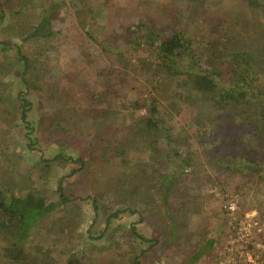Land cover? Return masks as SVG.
<instances>
[{
	"label": "rangeland",
	"instance_id": "rangeland-1",
	"mask_svg": "<svg viewBox=\"0 0 264 264\" xmlns=\"http://www.w3.org/2000/svg\"><path fill=\"white\" fill-rule=\"evenodd\" d=\"M157 1L160 5L152 0H108L91 29L104 39L108 30L104 33L101 25L108 24L110 29L113 21L126 24L150 18L167 27L168 32L183 30L202 41L203 25L215 27L219 18L220 24L225 20L221 27L225 29L226 24L232 45L253 51L255 62L260 66L264 63V14L251 13L241 4L242 0ZM89 4L90 0L68 1L55 19V27L61 32L44 45L43 74L51 72L49 83L41 81L40 94L33 89L29 94L33 102L30 119L35 128L32 137L36 140L32 150L28 148L29 139L22 125L9 113L0 114V141H4L0 153V188L10 197L36 193L56 206L36 224L26 241L27 260H2L0 264H65L72 254H77L82 264H135L137 255L141 256L142 264H222L225 260L230 264H246L243 259L238 262L240 252L245 250L253 251L257 264H264V183H260L255 172L230 173L209 162V155H223L234 149L228 142L230 137L255 130L248 123L224 125L221 118L232 115V111L198 112L205 126L209 120H217L207 128H199L193 120L198 110L181 102L165 104L162 114H166L165 120L179 139V149L189 155L193 164L170 192L168 213L161 199L144 204L134 202L135 198L125 205H131L134 213L126 211L108 220L113 212L125 206L117 204L112 193L122 167L118 159L103 160V148L123 143L128 126L137 119L127 112V106L136 101L146 103L149 94L145 87L129 93L125 89L117 98L118 106L110 107L96 104L86 91L97 74L93 61L100 58L84 39L89 25L85 6ZM185 8L192 16H187ZM22 37L11 26L10 19L0 28V41L19 44L30 54L32 47L24 44ZM211 37L217 44L218 35ZM140 66L149 68L144 62ZM22 73L15 49L0 44L1 97H16L23 85ZM139 78L143 79L140 74ZM86 84L89 86L83 91L81 86ZM151 137L148 131L137 136L142 143ZM144 146L145 149L128 153L135 163L130 166L132 177L126 188L137 196V182H142L137 176L143 169L152 180L145 179L142 183L161 194L163 182L153 178L152 173L157 176L177 170L179 163H170L164 157V164H156L147 159L148 147ZM59 155L70 160H55ZM143 161H148L149 166ZM60 180L69 197L64 203L58 192ZM231 200L237 205L228 213L224 206ZM247 215L255 216L259 227L252 229V240L248 243L234 244L238 223ZM6 239V231L0 227V248L7 243Z\"/></svg>",
	"mask_w": 264,
	"mask_h": 264
},
{
	"label": "trees",
	"instance_id": "trees-1",
	"mask_svg": "<svg viewBox=\"0 0 264 264\" xmlns=\"http://www.w3.org/2000/svg\"><path fill=\"white\" fill-rule=\"evenodd\" d=\"M68 1L71 0H0V28L7 19H10L11 26L23 36V43L32 47L31 53L26 54L21 45L0 41V44L7 49H15L16 57L23 67L21 76L23 85L18 88L16 97L0 96V114L9 113L16 123L22 125L29 139L30 150L34 148L36 140L32 137L35 128L30 119L33 102L29 94L32 89L39 90L38 94H40L41 81L49 83L47 79L51 71L47 70L48 72L44 75L42 70L43 50L45 43L47 44L61 32L60 28L55 27L57 25L55 19ZM107 1L90 0V4L85 6L86 10L88 8L89 25L84 33V39L89 41L88 46H93L97 57L100 58L93 61L97 64V74L92 80L93 84L90 86L86 84L81 88L85 91V88L89 86L86 91L94 102L110 107L118 106L117 98L125 89L129 93L136 88L145 87L149 94L146 103L136 101L132 103L134 106L132 104L127 106V112L137 119L128 126L123 143L103 148L105 151L103 160L118 159L122 167L119 181L112 191L117 197V204L125 206L131 204L130 201L135 198L134 202L152 204L154 200L161 199L165 201L164 205L168 213L167 198L170 192L177 188L180 178L193 164L189 155L183 154L181 152L183 150L179 149V139L174 135L169 121L165 120L166 114H162L166 109L165 104L170 103L181 102L190 109L198 110L193 120L199 128H207L210 123L217 122L210 118L209 124L204 125L206 122L199 117L198 112L201 114L207 110L211 114L232 111V115H224L225 117L221 118L224 125L239 126L244 123L252 125L254 131L243 132L236 138L228 139V142L233 144V150L223 155H209V162L214 163L216 167H224L230 173L255 172L260 183H264V63L261 67L255 62L257 58L253 51L232 45L226 24L225 29L222 28L225 20H222L220 24L219 18L215 27L203 25L205 29L204 35H201L202 41L197 40V35L183 30L168 32L167 27L155 23L150 18L126 24L113 21L109 25L110 29L108 24L101 25L99 26L101 30L104 33L105 30L108 32L105 33L104 39H100L91 27L96 23ZM186 1L193 3L196 0ZM152 2L160 5L157 0ZM241 4L253 14H264V0H242ZM183 11L188 14V17L192 16L188 8ZM216 34L218 35L217 44L210 39ZM142 62L148 64L149 68H142L140 66ZM139 74L143 79L139 78ZM96 79L98 82L95 81ZM146 131L151 133L152 137L147 143L146 141L142 143L137 136ZM201 136L208 141L205 135ZM145 144L148 147L146 149L148 160H154L156 164H164L165 157L170 163H179L177 166L179 168L157 176L152 173L153 178L162 180L164 183H162L164 187L161 194L157 190L153 191L151 186L142 183L145 179H152L141 169L137 177H140L142 182H137L139 191L135 196L126 188L129 177H132L130 166L135 163L128 153L145 149ZM3 145L4 141H0V153L3 151ZM163 151H165L164 156H162ZM54 159L69 158L59 155ZM46 163L48 166V161ZM143 163L149 166L148 161ZM137 177L135 179L138 181ZM58 192L63 203L69 200L62 180L58 183ZM55 207L54 203H47L45 198L36 193L29 192L10 197L5 189L0 188V227L7 234V243L1 244L0 262L2 260L26 261L24 247L26 241L36 224ZM126 211L134 213L135 209L131 205L118 208L108 220L110 221L112 217L117 218ZM199 255L200 252L195 255L196 259ZM134 263L142 264L140 255L135 257ZM65 264L82 263L77 254H72Z\"/></svg>",
	"mask_w": 264,
	"mask_h": 264
},
{
	"label": "built area",
	"instance_id": "built-area-1",
	"mask_svg": "<svg viewBox=\"0 0 264 264\" xmlns=\"http://www.w3.org/2000/svg\"><path fill=\"white\" fill-rule=\"evenodd\" d=\"M237 202L235 200L229 201V203H226L224 208L227 211L233 212V210L236 209ZM259 227V221L257 218L253 215H247V217L242 220L240 223H238V229L236 231V240H234L232 243L235 244V242H244L248 243L252 237V229ZM242 259L246 264H257V257H255L253 251L251 250H245L240 252V257L238 259V262H242ZM222 264H230L228 260L222 261Z\"/></svg>",
	"mask_w": 264,
	"mask_h": 264
}]
</instances>
